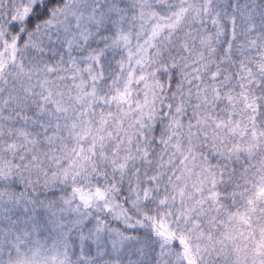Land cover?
Segmentation results:
<instances>
[{
  "label": "snow or ice",
  "instance_id": "1",
  "mask_svg": "<svg viewBox=\"0 0 264 264\" xmlns=\"http://www.w3.org/2000/svg\"><path fill=\"white\" fill-rule=\"evenodd\" d=\"M0 264H264V0H0Z\"/></svg>",
  "mask_w": 264,
  "mask_h": 264
}]
</instances>
